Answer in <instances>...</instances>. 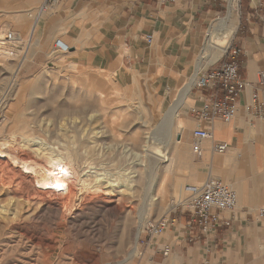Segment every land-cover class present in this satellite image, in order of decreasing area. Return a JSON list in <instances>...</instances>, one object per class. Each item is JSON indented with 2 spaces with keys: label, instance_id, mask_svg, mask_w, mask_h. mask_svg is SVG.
Segmentation results:
<instances>
[{
  "label": "rangeland",
  "instance_id": "1",
  "mask_svg": "<svg viewBox=\"0 0 264 264\" xmlns=\"http://www.w3.org/2000/svg\"><path fill=\"white\" fill-rule=\"evenodd\" d=\"M243 3L233 0L236 32L246 23ZM215 5L216 13L210 14L226 17L229 0ZM194 18L187 24L193 33L194 25L201 23ZM186 19L187 15L181 18ZM206 27L203 23L202 29ZM143 45L144 50L151 48ZM61 50L49 51L43 61L33 60L27 50L21 60H0V140L11 138L17 148L28 131V139H41L63 153L75 182L74 201L65 206L62 200L39 196L16 166L0 161V264H137L138 252L150 239L144 233L146 224L169 219V213L185 202L184 189L205 180L192 182L204 165L184 141L187 126L174 135L175 122L170 121L175 118L171 112L185 99L183 91L174 99L183 81L173 85L138 57L129 69L115 74L120 80L114 83V74L100 72L83 57L85 51L70 55L66 48ZM118 52L122 55L120 47ZM224 59L225 55L208 61V50L200 48L192 74L200 63L206 70ZM95 78L107 95L97 93ZM168 85L173 90L161 94L159 89ZM193 87L191 98L196 100ZM180 108L178 118L186 122L193 114ZM145 138L151 154L141 166ZM176 146L183 148L181 155L173 152ZM153 147L166 154L163 160ZM20 156L33 155L25 149ZM81 182L88 192L78 198Z\"/></svg>",
  "mask_w": 264,
  "mask_h": 264
},
{
  "label": "crops",
  "instance_id": "2",
  "mask_svg": "<svg viewBox=\"0 0 264 264\" xmlns=\"http://www.w3.org/2000/svg\"><path fill=\"white\" fill-rule=\"evenodd\" d=\"M216 1L177 0L175 4L160 5L156 0H54L50 11L41 13L46 0H0V32L12 30L29 39L26 50L33 60L43 61L49 51L57 54L63 52L61 48H66L70 55L85 51L83 57L98 66L100 72L114 74V83L120 80L115 74L143 57L148 68L155 67L156 75L174 85L191 76L192 64L209 25L217 19L210 14L216 13L212 9ZM243 2L246 23L235 30L230 55L235 49L240 51L239 74L251 86L236 103L234 118L226 123L220 119L203 121L190 115L186 122L177 121L180 131L187 126L186 144L192 145V132L197 127L211 134L212 139L203 144L204 154L199 160L204 165L201 176L193 175L192 182L199 183L201 177L204 182L218 179L236 193V208L220 213L221 220L230 222V226L222 225L209 236L189 242L190 236L198 233L190 234L187 229L190 214L175 208L166 218L167 228L158 237L150 238L144 250L138 252L137 264H264V219L258 217L259 210L264 209V117L251 116L253 100L264 103V86H256L258 74L264 72V0ZM184 15L187 19L181 20ZM160 16L163 22L157 23ZM196 16L201 23H192L197 26L193 33L187 24ZM203 23H207L204 30ZM147 36L152 37L151 43L146 41ZM143 44L151 48L144 50ZM225 60L229 61L230 56ZM197 76H191L195 79L193 85ZM94 86L101 90L98 82ZM166 89L173 87L161 88L160 93L166 94ZM195 94L193 100L190 90L180 110L190 112L191 108L205 107L206 101L198 97L207 93ZM217 142L226 143L228 151L212 153L211 147ZM173 152L181 155L183 148L177 146ZM182 195L178 189L176 197ZM165 245L171 248L168 257L160 251Z\"/></svg>",
  "mask_w": 264,
  "mask_h": 264
},
{
  "label": "built area",
  "instance_id": "3",
  "mask_svg": "<svg viewBox=\"0 0 264 264\" xmlns=\"http://www.w3.org/2000/svg\"><path fill=\"white\" fill-rule=\"evenodd\" d=\"M54 0H46L40 8L41 13H47L51 10ZM160 5L175 4L177 0H156ZM29 39L26 43L17 32L6 30L0 36V60L7 59L15 61L17 58H23L21 53L27 49ZM146 41L152 42V37L147 36ZM58 46V45H57ZM231 46L225 52V58L230 56V60H223L216 66L204 70L197 76L194 89L199 92L207 93L206 96L198 97L199 100H205L206 105L202 109L191 108L190 112L203 121L220 119L229 123L235 116L236 103L243 92L251 84L243 79L239 74L238 56L240 51L235 49L230 55ZM20 59V60H21ZM256 86H264V72L258 74ZM251 116L261 119L264 117V103L253 100L251 106ZM211 134L200 127L192 132L191 151L197 158H202L204 154L203 144L210 141ZM229 147L226 143H214L211 151L214 154H224ZM187 197L185 204L176 206L180 211L190 214V221L187 229L190 234L196 231L198 236H190L189 242H196L200 237L209 236L215 230L224 225L230 226V222L222 221L221 212H232L237 206L236 193L217 179L209 178L200 186H187ZM258 217L264 219V209L259 210ZM168 226L166 218H161L155 223H150L144 228V233L152 238L159 236ZM163 257H168L171 248L167 245L161 247Z\"/></svg>",
  "mask_w": 264,
  "mask_h": 264
},
{
  "label": "bare ground",
  "instance_id": "4",
  "mask_svg": "<svg viewBox=\"0 0 264 264\" xmlns=\"http://www.w3.org/2000/svg\"><path fill=\"white\" fill-rule=\"evenodd\" d=\"M232 10H234L233 0H229V12L227 16L224 18L215 19L211 21L209 25V28L206 32L207 38L206 40L204 39L200 47L201 49L204 48L208 50L209 52L208 61L211 60L214 61L219 59L229 48L230 41L237 28V26L233 24L231 20ZM3 33L4 32H2L0 36ZM204 67L205 64L203 63L198 64V66L195 67L193 74L197 76L199 71L203 70ZM191 76L182 79L183 81L182 86L178 90H176L177 93L174 96V99L182 91L183 92L181 94V97L186 98V96L189 94L191 88L193 87V83L195 81V79L192 78ZM96 81L98 82V79L95 78V82ZM104 89L96 90L101 97L108 94L107 91ZM182 104L183 101L180 102L179 105H177L173 113L171 112V114L174 115V116L172 115L173 118L175 117L177 120L174 121L175 118L172 120V118L169 117L171 118L170 121H172V123L175 122L174 123L175 126L172 125L170 121L168 122L170 125H172V127L174 126V135L179 134L180 132L177 121H179L178 114L180 113L178 112ZM27 134L28 131L24 132V134L21 137V142L19 141L18 143L19 147L17 148L15 147L16 145L15 143L17 142H15V140L11 138H5L3 140H0V161H5L10 166H16L20 176L22 178L29 179V182L32 185L34 191L39 196H51L56 199L64 201V205L69 206L71 204V200L74 201L73 188L75 187L74 172L71 168L72 167L71 164L69 163L67 164V158L63 156V153L58 151V148L49 146L47 145L46 142L38 138H34L33 140L28 139ZM30 142L31 144H29ZM176 142L178 143V141ZM149 143L150 141L147 138L146 142L144 143V146L142 147L143 160L141 162V166L144 165L145 163L144 158L147 157L148 153L150 152ZM25 149H28L33 156L22 158L20 156V152ZM153 149L159 151L162 154L160 156V159L163 160L165 158L166 154L161 150V148L153 147ZM160 159L158 158L159 161ZM167 170H169V167L166 169V171ZM94 191L95 193H97L100 191V189L96 188ZM79 192L80 193L78 195V198L83 195H86L88 192V185L84 182H81L79 187ZM171 205L174 204L171 203Z\"/></svg>",
  "mask_w": 264,
  "mask_h": 264
}]
</instances>
